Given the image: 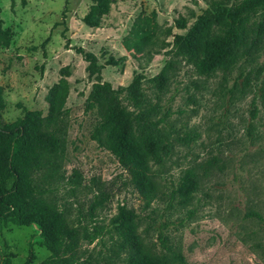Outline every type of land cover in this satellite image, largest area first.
Instances as JSON below:
<instances>
[{
  "label": "rangeland",
  "instance_id": "1",
  "mask_svg": "<svg viewBox=\"0 0 264 264\" xmlns=\"http://www.w3.org/2000/svg\"><path fill=\"white\" fill-rule=\"evenodd\" d=\"M116 1L101 28L94 29L81 21L91 0H0L2 28L10 32L8 46L0 47L3 123L21 118L25 109L46 115L47 91L59 80V70L69 66L61 172L66 179L75 171L82 187L72 191L61 186L56 199L75 218L85 212L92 196L83 186L93 190L98 182L108 193L97 215L103 234L92 244H80L85 264L123 263L124 255L113 251L117 237L108 233L113 231L109 221L118 205L138 215L137 229L146 252L161 251L158 236L163 233L184 264H264V222L251 216L257 213L264 221V33L255 46L247 50L248 42H242L212 74L199 76L189 61L174 54V35L186 30L172 28L171 36L160 33L180 16L188 18L189 27L194 22L190 15L214 11L218 5L227 9L233 0ZM64 28L67 42L61 36ZM141 30L169 46L148 56L128 50L122 54V41ZM72 47L93 53L100 64L109 55L125 56L124 64L102 70L103 80L113 88L129 84L135 73L154 77L170 64L161 93L162 110L170 109L168 122L179 137L190 133L192 138L188 144L175 141L172 154L152 169L166 194L185 171L205 174L188 206L177 207L174 201L169 206V199L163 197L146 208L117 160L91 140L96 119L84 111L91 82L87 64ZM34 233L33 227L0 222V264H23L30 252L32 264L47 258L49 252L34 244Z\"/></svg>",
  "mask_w": 264,
  "mask_h": 264
},
{
  "label": "trees",
  "instance_id": "2",
  "mask_svg": "<svg viewBox=\"0 0 264 264\" xmlns=\"http://www.w3.org/2000/svg\"><path fill=\"white\" fill-rule=\"evenodd\" d=\"M116 2L91 0L82 23L89 28H101L103 18ZM190 16L194 22L189 27L188 18L180 16L173 27L160 34L171 36L172 28L186 30L184 35H174L177 44L174 54L189 61L199 76L212 74L233 54V47L242 42H248L247 50L255 46L258 36L264 33V0H233L227 9L218 5L214 11L207 9ZM62 18L65 19L64 11ZM65 31L66 28L61 34L64 39ZM9 37L10 32L2 28L0 19V47L8 46ZM122 46L137 56H148L165 49L169 43L141 30L132 38H125ZM71 49L87 64L85 72L91 82L84 101V111L93 113L96 119L91 140L117 160L128 176V185L146 208L163 197L169 199V206H172L171 201L180 208L188 206L205 174L185 171L166 194L152 169L172 154L175 141L188 144L192 138L190 133L179 137L168 122L170 109L162 110L161 93L169 79L170 64L154 77L146 79L142 73H135L129 84L113 88L103 80L102 70L105 66L124 64L125 56L109 55L100 64L93 53L82 47ZM59 75V80L45 96L46 115L39 110L25 109L22 117L12 123L2 121L5 102L0 87V222L35 228L34 244L49 252L39 264H85L79 255L80 244H92L103 234L104 227L98 225L97 215L105 207L108 193L98 182L93 186L95 191L83 186L92 196L87 200L85 212H79L75 218L69 215L64 204H58L55 193L61 186L67 185L72 191L82 187L81 177L75 171L66 179L61 172L66 133L65 104L70 91L69 66L62 67ZM145 84L146 89L143 88ZM256 112V109L251 111L253 118ZM251 216L264 222L257 213H251ZM137 222L134 209L124 205L117 206L116 214L109 221L113 231L108 233L117 237L113 251L116 255H124L122 264L185 263L163 233L158 236L159 253L144 251ZM33 260L30 252L23 264H32Z\"/></svg>",
  "mask_w": 264,
  "mask_h": 264
},
{
  "label": "crops",
  "instance_id": "3",
  "mask_svg": "<svg viewBox=\"0 0 264 264\" xmlns=\"http://www.w3.org/2000/svg\"><path fill=\"white\" fill-rule=\"evenodd\" d=\"M95 29V28H94ZM96 29H99V28H96ZM129 51V50H128ZM126 52V49H124V51L122 52V54H127L125 53Z\"/></svg>",
  "mask_w": 264,
  "mask_h": 264
}]
</instances>
